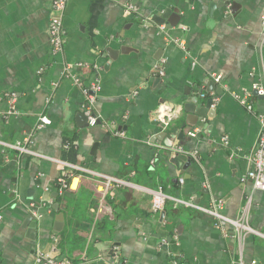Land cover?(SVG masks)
Here are the masks:
<instances>
[{
  "label": "crops",
  "instance_id": "1",
  "mask_svg": "<svg viewBox=\"0 0 264 264\" xmlns=\"http://www.w3.org/2000/svg\"><path fill=\"white\" fill-rule=\"evenodd\" d=\"M52 3L0 0V264H37L53 247L74 264H264V190L242 179L259 124L232 95L264 83V0H68L57 54ZM76 79L98 81L95 125L77 116ZM193 99L203 116L184 110ZM250 101L264 111L263 96ZM162 102L178 110L166 130ZM94 173L127 184L99 191ZM159 185L203 207L221 201L233 220L250 197L253 232L172 199L153 211Z\"/></svg>",
  "mask_w": 264,
  "mask_h": 264
},
{
  "label": "built area",
  "instance_id": "2",
  "mask_svg": "<svg viewBox=\"0 0 264 264\" xmlns=\"http://www.w3.org/2000/svg\"><path fill=\"white\" fill-rule=\"evenodd\" d=\"M68 0H53L52 3V15L49 21L48 27V35H49V42L51 46V51L54 54L61 53L64 48L65 44V32L63 28V14L66 8ZM130 8H133L130 6ZM262 22L264 23V14L262 16ZM160 29L164 30V26L160 25ZM179 44L182 48L183 44L179 41ZM159 73L162 75L163 70L160 68ZM263 78H264V67H263ZM220 76H214L215 81H219ZM75 83L80 87L82 94L84 95V104L83 109L85 112L91 113L93 112V103L95 101V94L99 90L100 86L97 80H92L88 83H83L80 79H76ZM201 97H206L208 93L206 92H199ZM233 97L243 106L246 110L251 113L257 120L259 124V134L254 146V149L248 156L246 157L249 162V168L246 173L242 176L252 182V185L255 189L264 190V111H258L253 108L252 102L250 100L255 99L256 97H264V83L263 84H254L252 86V90L245 92V94L240 95L237 93L232 94ZM7 104H8V114L9 115H16L18 113L16 107V96L14 94H7ZM178 116V110L173 108L170 104L166 102H162L160 108L156 113V120L159 122L160 127L162 130H166L173 119ZM49 123V119L47 116L42 115L39 117V124L38 127H42ZM88 123L90 125L96 124V117L91 115L88 116ZM116 134L121 135L122 132L117 130L115 131ZM188 134L190 136L195 135L194 131H189ZM222 141L224 144L227 143L225 137H222ZM69 143L67 144V147ZM19 149L21 152H30L26 147L21 146H12ZM156 161V157H152L149 160V167H154ZM73 168H78V166L71 165ZM82 169V168H81ZM98 176V185L97 190L104 191L105 188L110 187L112 185H122L127 184L114 176L94 173ZM60 184L62 188H66L67 184L62 177L59 178ZM179 182H183V178H179ZM151 193V206L153 211H160L164 208L166 202L169 199H172L176 205H182L188 208H194L196 210L203 211L217 219L222 221H227L231 223L235 230L237 231L239 236H242L244 233L253 232V229L246 223L248 208L250 204V197L247 200L246 207L244 208L243 214L241 215L240 219L233 220L224 217L222 214L219 213L218 208H221V201L217 202V205L211 207H203L194 202L192 199H177L171 197L167 194L163 187L159 185L156 189L150 190ZM56 241V239H55ZM162 243H165V240H162ZM55 247L51 248V251L44 252L38 250L35 253V262L37 264H74L70 259L66 257H60L55 255ZM250 264H257L255 261L251 262Z\"/></svg>",
  "mask_w": 264,
  "mask_h": 264
},
{
  "label": "water",
  "instance_id": "3",
  "mask_svg": "<svg viewBox=\"0 0 264 264\" xmlns=\"http://www.w3.org/2000/svg\"><path fill=\"white\" fill-rule=\"evenodd\" d=\"M226 2V1H225ZM161 17H163V15H161ZM212 105V99H208L207 102H206V108L210 107ZM183 107H184V110L190 114H195L197 116H203L204 114L200 113L198 111L199 108H201V106L199 104L196 103V99H193V100H188L187 102H185L183 104ZM91 115L93 117H96L95 113L94 112H91V113H88V112H85L84 114L82 113H79L77 114V116H84V118L86 119V124H88L87 120H88V116ZM57 207L58 206H54L55 210H57ZM58 222L61 223V225L63 224V214L62 213H59L58 214V217L56 218ZM35 224L34 222H28L26 228H34Z\"/></svg>",
  "mask_w": 264,
  "mask_h": 264
},
{
  "label": "trees",
  "instance_id": "4",
  "mask_svg": "<svg viewBox=\"0 0 264 264\" xmlns=\"http://www.w3.org/2000/svg\"><path fill=\"white\" fill-rule=\"evenodd\" d=\"M69 146H70V144H69ZM69 146H68V147H69Z\"/></svg>",
  "mask_w": 264,
  "mask_h": 264
}]
</instances>
